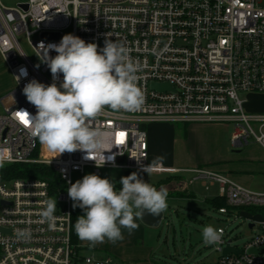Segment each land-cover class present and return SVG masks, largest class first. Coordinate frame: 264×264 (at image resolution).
<instances>
[{
    "label": "built area",
    "instance_id": "obj_1",
    "mask_svg": "<svg viewBox=\"0 0 264 264\" xmlns=\"http://www.w3.org/2000/svg\"><path fill=\"white\" fill-rule=\"evenodd\" d=\"M43 34H59L60 39H44ZM65 34L100 48L105 39L123 43L140 64L142 108L106 109L91 121L92 127L111 133L105 156L115 159L103 167L85 160L80 151L39 159L35 156L39 141L17 119L21 108L36 113L23 95L25 84L32 79L53 82L35 47L41 41L59 43ZM21 37L39 67L22 48ZM0 54L16 83L8 95L11 104L2 103L0 114L4 165H45L64 183V190L54 196L48 181L0 183V264H121L111 256L86 255L73 242L74 207L67 189L74 183V174L85 176L87 170L98 175L102 169L142 171L150 157L144 125L233 124L234 146L252 141L264 149V114L247 113L246 100L240 97L241 93L264 95V0H0ZM56 54L50 52L53 57ZM62 80L61 74L58 86ZM153 85L168 87L160 91ZM167 171L190 175L191 182H200L206 191L218 186L220 197L231 209L264 208V193L250 191L210 168ZM55 198L54 224L42 223L39 213L45 201ZM217 212L237 219L236 211L230 214L222 208ZM17 229H29L30 238L18 240ZM218 229L223 231L221 241L213 245L218 264H264V252L248 254L264 247V223L258 235L238 248L242 250L239 255L223 256L228 243L237 247L225 228Z\"/></svg>",
    "mask_w": 264,
    "mask_h": 264
},
{
    "label": "clouds",
    "instance_id": "obj_2",
    "mask_svg": "<svg viewBox=\"0 0 264 264\" xmlns=\"http://www.w3.org/2000/svg\"><path fill=\"white\" fill-rule=\"evenodd\" d=\"M35 48L40 62L50 69L53 82L44 84L32 79L25 84L23 95L35 107L36 113L18 109L17 113L24 117L22 120L17 115L19 122L28 128L42 148L58 154L54 158L80 151L85 160L94 161L98 168L114 161V156H105L111 133L92 127L91 121L106 109L119 112L142 108L145 98L138 86L139 62L131 58L123 43L111 39H105L100 48L97 43L65 34L59 43L41 41ZM51 51L57 54L53 57ZM21 74L26 76V70L22 69ZM61 74L63 80L58 86L56 81ZM16 78L19 82L20 77ZM5 161V149L0 147V168ZM152 170L153 164L142 166V171L148 175ZM119 184L122 187L117 190L114 181L98 174H87L67 189L73 207L84 211L75 221V233L90 247L105 241L112 244L122 241V230L131 234L138 229L136 221L142 220L146 212L158 216L168 208L167 189L161 187L158 190L138 172L121 177ZM56 208V198L45 201L39 213L41 222L54 224ZM15 235L18 240H26L31 232L17 229ZM222 236V229L210 225L202 230L205 245L219 243Z\"/></svg>",
    "mask_w": 264,
    "mask_h": 264
},
{
    "label": "crops",
    "instance_id": "obj_3",
    "mask_svg": "<svg viewBox=\"0 0 264 264\" xmlns=\"http://www.w3.org/2000/svg\"><path fill=\"white\" fill-rule=\"evenodd\" d=\"M0 58L3 59L1 54ZM13 87H15L13 74L5 64L4 76L0 75V101L4 105L11 104L8 95L11 94ZM211 127L210 124H147L144 128L148 133L150 155L148 164H153L151 174L148 175L144 171L137 170L102 169L99 176L117 181L116 187L119 190L122 187L119 184L121 177L138 172L141 178L156 188L167 189L169 193L167 202H177L185 199H200V194L190 189L192 184L198 182H191L190 175L177 176L167 170L210 168L250 191L264 193V149L253 143L246 156H241L242 150L249 147L251 143L241 147L234 146L231 138L233 132L230 131L229 141L232 144L229 147L226 138ZM202 149L205 151L203 152ZM160 157L163 159L158 160L157 158ZM216 187L218 188L215 186L207 192H211ZM214 197L210 196L202 200L209 210H213V208L207 203V200L220 196ZM261 209L264 208H256L255 212L240 210L235 213L237 217L235 221L240 222L242 219L248 221L250 223L249 230L256 232L250 240L261 232V224L264 223V212H260ZM75 210L77 212L76 219L84 214V211L79 207H75ZM194 213L201 215L202 212ZM136 222L139 224V228L132 231L131 234L123 229L124 239L115 244L105 241L93 248L78 238L77 245L85 253L111 256L121 264H171V260H177L176 263L179 264L177 254L171 255V251L168 250L165 243L162 244L160 227L146 226L141 220ZM202 224L204 223L202 222ZM235 246L237 249L241 248L238 245Z\"/></svg>",
    "mask_w": 264,
    "mask_h": 264
},
{
    "label": "rangeland",
    "instance_id": "obj_4",
    "mask_svg": "<svg viewBox=\"0 0 264 264\" xmlns=\"http://www.w3.org/2000/svg\"><path fill=\"white\" fill-rule=\"evenodd\" d=\"M22 48L28 55V57L35 63H38V59L34 53L30 50L23 37L19 39ZM6 62L4 58H0V75L4 76V68ZM16 88L13 87V90ZM12 90V91H13ZM240 97L246 100L245 109L247 113H260L264 114V95L263 94H246L241 93ZM3 106L0 101V114H2ZM188 125V124H185ZM217 132L221 133L226 138V143L230 147V131L234 133L233 124H210ZM145 127V125H144ZM233 133L231 138L233 137ZM249 147H245L242 150L241 156H246L249 149L252 148L253 142H250ZM231 151V148H229ZM202 151L204 152L205 149ZM204 154V153H202ZM57 153H52L44 148L40 147L37 157L39 159H53L57 156ZM87 174H92L90 170H87ZM83 176L79 173L74 174V183L77 180L82 179ZM118 178V177H117ZM115 183L117 181H114ZM191 190L197 191L200 194V199L192 200H178L168 201V208L164 212V219L160 226L161 237L163 239L162 244L165 243L168 250L171 251V255L177 254L179 264H218L219 254L214 251L213 245H205L202 238V230L205 226H212L214 228L223 227L227 230L230 239L234 240V245L239 247L244 246L250 241L251 236L256 232L249 230V222L242 219L240 222L235 221L233 217L221 215L216 211L209 210L203 199L210 196H220L219 189L216 187L211 192H207L200 182L194 183L190 187ZM198 194V195H199ZM214 197V198H215ZM202 198V199H201ZM201 211V215L195 214L194 212ZM192 212V213H190ZM210 219H207V218ZM199 220L201 222H196ZM202 222L204 224H202ZM208 223V224H207ZM175 251V252H174ZM86 255H95L94 253H86ZM164 259V258H163ZM171 264H177V260H171Z\"/></svg>",
    "mask_w": 264,
    "mask_h": 264
},
{
    "label": "trees",
    "instance_id": "obj_5",
    "mask_svg": "<svg viewBox=\"0 0 264 264\" xmlns=\"http://www.w3.org/2000/svg\"><path fill=\"white\" fill-rule=\"evenodd\" d=\"M37 155L38 153L35 156ZM14 180L48 181L51 187V194L53 196L56 195L58 191L64 190V183L62 182L60 176L52 168L41 164H13V165H4L2 168H0V183L14 181ZM207 203L216 212L219 209L226 208L230 214L233 213L234 211L238 212L240 210L255 212L256 209L254 207L240 208L237 210L231 209L227 205L226 199L221 197L212 200H207ZM260 212H264V209H261ZM76 213L77 212L75 208H73V242L75 244L78 243V237L74 229V224L76 221V215H75Z\"/></svg>",
    "mask_w": 264,
    "mask_h": 264
},
{
    "label": "water",
    "instance_id": "obj_6",
    "mask_svg": "<svg viewBox=\"0 0 264 264\" xmlns=\"http://www.w3.org/2000/svg\"><path fill=\"white\" fill-rule=\"evenodd\" d=\"M44 39H60V35L59 34H43L42 36ZM168 86H158V85H153L154 89L163 91L167 88ZM164 219V213L158 215V216H154L152 214H148L147 212L144 214L143 218H142V222L149 227L152 228H158L161 226L162 221ZM264 252V247L261 248H257V249H251L249 250L248 254L249 255H261ZM242 253V250L236 249L234 247L231 246L230 243H228L226 245V247L223 249V256H228L230 254H235V255H239Z\"/></svg>",
    "mask_w": 264,
    "mask_h": 264
},
{
    "label": "snow or ice",
    "instance_id": "obj_7",
    "mask_svg": "<svg viewBox=\"0 0 264 264\" xmlns=\"http://www.w3.org/2000/svg\"><path fill=\"white\" fill-rule=\"evenodd\" d=\"M17 115L20 116V118H21L22 120L24 119V117H23L20 113H17ZM25 123H27V121H25ZM121 135H123V134H121Z\"/></svg>",
    "mask_w": 264,
    "mask_h": 264
}]
</instances>
